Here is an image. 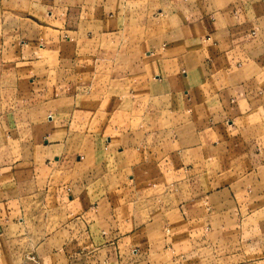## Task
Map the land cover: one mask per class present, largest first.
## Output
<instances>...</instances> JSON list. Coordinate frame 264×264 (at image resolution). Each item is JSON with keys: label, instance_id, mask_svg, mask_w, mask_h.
<instances>
[{"label": "crops", "instance_id": "1", "mask_svg": "<svg viewBox=\"0 0 264 264\" xmlns=\"http://www.w3.org/2000/svg\"><path fill=\"white\" fill-rule=\"evenodd\" d=\"M0 264H264V0H0Z\"/></svg>", "mask_w": 264, "mask_h": 264}]
</instances>
